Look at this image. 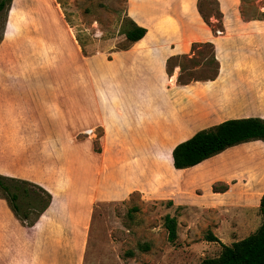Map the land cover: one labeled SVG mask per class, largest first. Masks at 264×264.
Wrapping results in <instances>:
<instances>
[{"label": "crops", "instance_id": "0c3cea01", "mask_svg": "<svg viewBox=\"0 0 264 264\" xmlns=\"http://www.w3.org/2000/svg\"><path fill=\"white\" fill-rule=\"evenodd\" d=\"M214 1L221 18L211 21L221 26L219 33L201 15L199 0H128L127 17L147 34L127 50L83 53L53 9L46 36H54L48 42L59 53L57 70L46 63L44 50L36 75L33 66L22 67L24 71L20 66L8 68L0 52V92L12 91L20 83L25 97L22 103L18 97L7 107L0 105V120H5L0 126V174L30 181L52 194L50 207L34 227L24 228L14 217L12 223H0V248L11 243L13 226L25 235L22 254L27 264L36 260L38 264H82L85 234L97 204L122 202L147 188L159 200L191 210L207 227L212 222L206 221L207 213L219 216L221 210H239L235 186L241 183L240 177L227 164H234L238 155L254 154L250 143L262 141L229 148L188 169L173 166L174 148L197 132L230 119L264 120V99L256 97L257 88H264V78L258 84L247 75L235 77L238 62L234 53L239 48H256L264 56V17L244 19L241 0ZM11 25L9 20L1 46L11 35ZM194 43L214 46L219 74L208 82L181 86L174 75H168V60L189 53ZM241 65L247 67L241 73L248 74V63ZM52 77L59 81L51 82ZM231 88L243 89L244 96L232 95L226 102L225 91ZM96 130L101 131L98 138L91 136ZM33 138L39 139L36 147L43 152L68 149L74 153L62 184L43 172L33 173ZM95 142L99 151H95ZM135 169L140 170L135 173ZM261 169L264 156L256 154L253 191L264 189L259 180ZM224 182H230L228 189L214 191V186ZM246 207L237 223L242 231L253 230V225L257 230L261 216L252 224L247 212L258 210ZM3 213L11 215L6 210ZM181 216L179 227L184 224L190 230V221ZM224 222L218 220L212 231ZM27 233L31 239H26Z\"/></svg>", "mask_w": 264, "mask_h": 264}, {"label": "rangeland", "instance_id": "374dc122", "mask_svg": "<svg viewBox=\"0 0 264 264\" xmlns=\"http://www.w3.org/2000/svg\"><path fill=\"white\" fill-rule=\"evenodd\" d=\"M241 2L244 19L263 18L264 0H241ZM199 5L200 13L207 24L215 33H219L221 26L216 21H211L213 17L218 20L221 18L217 3L214 0H200ZM127 7L128 0H14L6 22L0 24L2 63L8 68L20 66L22 71L25 70L22 67L33 66L36 75V71L38 68L40 69L42 59L45 57L51 70L55 71L59 68V53L54 50V43L48 42V37L54 36H46V28H49L47 21L53 19L52 14H55L53 9L58 13L57 16H60L68 31L74 35L73 38L78 37L81 41L82 47H80L87 55L127 50L130 48V44L123 35L124 27L129 20ZM9 20L12 22L11 35L7 36L4 45L1 46ZM56 35L58 34L56 33ZM43 50L46 54L44 56L42 55ZM234 53H236L235 58L238 62L235 77L247 75L251 81H254L253 83L259 84L264 78L261 74L264 72V63L262 62L264 56L261 52L256 48L251 51L239 48ZM111 58L109 57V59ZM214 58H216L215 50L209 44L203 43L198 47L192 45L189 53L171 57L168 60L167 73L169 76L174 75L181 86L208 82L215 77L218 70V64ZM246 62L250 67L248 74L240 71L247 68L241 65ZM52 81L57 82L59 79L52 77ZM232 92L234 93L232 94ZM22 94L20 83H16L12 91L5 89L0 92V105L3 104V107H7L11 99L18 100V97L20 100L18 102L22 103L25 100ZM225 94L226 102L232 95L237 99L240 95L244 96L243 89L237 88H231L229 92L225 91ZM256 97L264 99V88L261 86L257 88ZM6 114L8 116V113ZM3 121L5 120H0V126ZM89 131L91 130L86 132ZM87 135L89 136L88 133ZM91 136L98 138L101 136V131L96 130ZM33 141L32 144L35 146L33 173L43 172L46 178L57 179L62 184L67 180V172L72 167L71 158L74 153L68 149L60 153H52L51 150L43 152L42 147H36L39 139L33 138ZM249 146L254 148V154L238 155L234 158V164L233 161L231 164H227V166L236 169L240 177L241 183L235 186L237 190L235 203L239 210H221L219 216L207 213L206 221H212V224L210 223L207 227L201 225L197 214L194 215L190 212L191 210L173 207L171 201L159 200V197L154 195L152 188H147L144 193L135 191L122 202L99 203L95 207L92 224L88 226L85 234L82 264H200L206 258H216L221 254V244L208 241L210 234L217 236L226 245H231L252 234L256 231V225L252 226L253 230L250 228V231H242L237 221L243 214L241 213L242 208H248L247 204L251 206L249 208L258 210L256 213L247 212L251 215L250 222L252 224L255 223L258 216H261L259 201L264 189L253 191L251 187L257 176L255 173L256 154L264 156V143H250ZM95 151H99L96 142ZM139 170L135 169V173ZM146 171L150 175V170ZM53 176L55 177L53 178ZM259 180L264 182V169L260 170ZM245 181L247 183L243 184ZM229 186L230 182H224L214 186L213 189L214 191H223ZM24 187L33 191L31 194L33 197H35V192H40L31 186ZM39 194L42 196L41 192ZM1 197L2 192L0 191V223H9L8 221L12 223L14 217V220L22 227L29 228L15 218L6 200ZM249 201L250 203H247ZM5 210L11 215H5L3 213ZM35 210L37 211L38 208H34L33 217L36 214ZM167 215L176 219L182 215L181 219H188L192 226L187 231V226L183 224L179 227L177 220L178 237L174 243L168 241V233L164 226V218ZM218 220L220 223L222 220L226 222L219 230L212 231L217 226ZM11 229V232L9 228L4 230L6 233L10 232L11 243L0 248V264H27L25 256L22 254L25 235L13 226ZM29 236L30 234L27 233L26 239H31ZM35 264H38V260Z\"/></svg>", "mask_w": 264, "mask_h": 264}, {"label": "trees", "instance_id": "16d2710c", "mask_svg": "<svg viewBox=\"0 0 264 264\" xmlns=\"http://www.w3.org/2000/svg\"><path fill=\"white\" fill-rule=\"evenodd\" d=\"M14 0H0V24L5 23ZM200 1V0H199ZM200 10V5H199ZM264 17V13H263ZM129 19V18H128ZM147 30L138 26L129 19L124 27L123 35L131 47L142 40ZM82 47L81 41L76 37ZM203 43H194L198 47ZM209 44L214 48L211 43ZM83 49V48H82ZM83 53H85L83 49ZM86 54V53H85ZM218 70L214 80L219 74ZM253 141L264 143V120L260 118L230 119L218 125L201 130L190 139L178 144L173 152V166L177 170L194 167L205 160L221 154L229 148ZM24 186H31L42 193V196ZM0 191L3 199L22 225L32 228L36 225L41 215L50 207L52 194L43 187L25 180L0 175ZM34 208H38L34 217ZM261 225L246 238L236 241L231 245L222 243L214 234L208 236V241L221 244L222 251L216 258H206L200 264H264V195L260 200ZM164 226L168 233V241L174 243L178 237V222L175 217L165 216Z\"/></svg>", "mask_w": 264, "mask_h": 264}]
</instances>
